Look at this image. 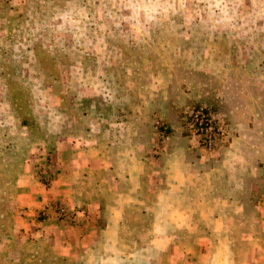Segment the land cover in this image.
<instances>
[{"label":"rangeland","instance_id":"1","mask_svg":"<svg viewBox=\"0 0 264 264\" xmlns=\"http://www.w3.org/2000/svg\"><path fill=\"white\" fill-rule=\"evenodd\" d=\"M0 264H264V0H0Z\"/></svg>","mask_w":264,"mask_h":264},{"label":"built area","instance_id":"2","mask_svg":"<svg viewBox=\"0 0 264 264\" xmlns=\"http://www.w3.org/2000/svg\"><path fill=\"white\" fill-rule=\"evenodd\" d=\"M187 125L199 146L210 151L229 141V129L224 118L211 109L194 108L188 112Z\"/></svg>","mask_w":264,"mask_h":264},{"label":"crops","instance_id":"3","mask_svg":"<svg viewBox=\"0 0 264 264\" xmlns=\"http://www.w3.org/2000/svg\"><path fill=\"white\" fill-rule=\"evenodd\" d=\"M217 97V102L219 103V104H223V105H227L228 107H226V109L227 110H229L233 115H235V114H237L236 113V111H239V113H241V114H239V115H242V116H244V115H249V113H248V111H249V109H245V108H241V107H239V106H237L236 104H231V105H228L229 104V102L227 101V100H223V99H221L220 98V96H216ZM243 113H245V114H243ZM256 116V113L255 114H250V116H248V117H251V119L253 118V117H255ZM256 132V131H255ZM250 141H247V140H245V143H249ZM250 162V161H249ZM250 165H252L251 163H249ZM253 166V165H252ZM228 181L230 182V185L228 186V188L227 189H225L224 187L222 188V190L223 191H227L228 193H229V195H231V196H233V195H236V191H237V189H238V187L235 185V183H236V178H233V179H228Z\"/></svg>","mask_w":264,"mask_h":264}]
</instances>
